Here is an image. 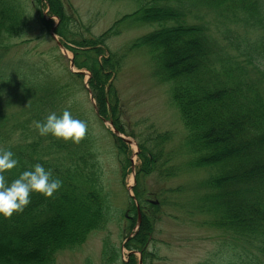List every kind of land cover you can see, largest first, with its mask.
Returning a JSON list of instances; mask_svg holds the SVG:
<instances>
[{
  "label": "trees",
  "instance_id": "obj_1",
  "mask_svg": "<svg viewBox=\"0 0 264 264\" xmlns=\"http://www.w3.org/2000/svg\"><path fill=\"white\" fill-rule=\"evenodd\" d=\"M31 1L42 26L40 38L54 26L44 16L48 8L49 17L60 19L55 33L77 46L63 43L74 53L75 66L89 70L92 77L89 89L83 85L76 91L81 76L59 69L60 75L54 74L43 54L28 58L31 51L24 45L33 41L28 38V7L21 0H0V147L19 160L7 179L41 164L63 182L53 197L33 193L22 213L0 218V264H56L60 254L75 251L90 235L114 223L120 225L122 218L129 222L123 231L126 240L138 223L136 202L141 226L124 247L140 253L143 264L162 260L150 249L156 224L163 216L178 221L180 215L200 228L222 233L221 255L225 259L223 252L227 254L228 264H264V0H145L149 5L124 17H132L136 26L159 24L130 48L149 49L152 75L170 84L187 135L179 146L169 148L175 142L174 132L149 125L139 133L135 200L127 196L125 207L116 206V212L101 183L92 119L110 120L122 133L138 137L125 128L113 84L126 54L107 55L105 48L121 33L124 19L101 36L79 41L69 33L71 17L64 0ZM164 1L174 6L152 4ZM191 7L205 12L195 13ZM211 10L214 24L206 22ZM12 39L20 42L12 45ZM58 50L47 54L51 64L61 60ZM88 92L96 100L98 116L83 98ZM65 110L88 124L79 144L38 135L34 121ZM113 139L125 185L132 150L122 139ZM187 174L191 181L165 186ZM121 251L106 235L102 263L139 264L135 253L125 261Z\"/></svg>",
  "mask_w": 264,
  "mask_h": 264
},
{
  "label": "rangeland",
  "instance_id": "obj_2",
  "mask_svg": "<svg viewBox=\"0 0 264 264\" xmlns=\"http://www.w3.org/2000/svg\"><path fill=\"white\" fill-rule=\"evenodd\" d=\"M21 1L25 2V7H28L27 11L30 14L28 21L30 33L28 34V38L34 40L29 45H24L27 47L26 51L30 52L31 50L32 54L36 55L47 53L51 49L57 50L56 42L53 39L50 40L47 36H44L42 39L40 38L43 36V33L41 24L37 19L38 13L31 7L32 1ZM64 3L67 13L78 21L76 22L75 20L71 24V27L69 26V31L73 29L78 35H84L85 37L101 36L110 30L117 21L123 20L125 16L131 15L144 6L149 5L145 0H64ZM152 4H171L169 7L174 6V2L165 1L154 2ZM212 21V16L206 18V22ZM86 28L90 29L88 33ZM159 28L158 23L136 26L132 17L126 18L121 23V33L111 37L107 41V49L111 52L127 50L136 39ZM10 42L14 45L20 41L12 39ZM61 53V60L56 64L50 63L49 65V69L53 70V73L57 75L59 74L57 72L58 69H61L63 72L66 67H70V57H72V53L69 51V58L63 56ZM11 56L12 54L9 57ZM31 57L30 53L28 58ZM43 59L46 60L47 56L43 55ZM124 62V67L114 84L119 93L122 105V119L125 127L128 132H135L138 136L129 135L132 137L131 140L134 138L137 143L136 145H132L133 150L137 151L139 148V133L145 131L149 125H154L156 129L162 132H174L175 139L177 140L176 143L179 144L187 131L179 112L173 105L170 85L156 81V78L152 77L153 62L149 49L145 46L134 49L128 54ZM83 98L87 100V96H83ZM140 121H144L145 123H139ZM92 135L97 147V149H94V152L97 158H99L104 172L103 184L109 195V205L116 212V206L125 207L127 195L129 198V193H127L128 187L133 185L134 173H132V170L128 171L125 185H123L124 182L121 176L117 174L120 172V166L116 163L114 168L111 160L114 157L113 141L108 137L107 128L104 125L102 126L95 117L92 119ZM172 147L173 145L169 148ZM134 163L135 165L139 164L135 156ZM114 173L115 175H113ZM154 180L155 178L152 177L149 183L152 184ZM189 181H191V175L187 174L180 177L179 180L178 178L171 179L165 186H175L180 182ZM171 213L175 214L172 211ZM119 223L120 226L114 223L109 226L108 230L98 231L90 235L87 242L75 251L60 254L56 264H103L101 255L103 239L106 235L109 234L117 246L122 247L123 245V235L125 233L122 234V232L129 225V222L127 219L122 218L119 220ZM223 239L221 232L200 228L188 222L183 215H180L178 221L172 217L163 216L156 224L150 249L157 252L162 259L155 261L154 264H197L204 261L210 264H228V261L225 262V259L229 258L227 254L223 252L225 259L221 255L223 251ZM121 253L122 258L127 261L128 251L122 249ZM236 264H240V261H237Z\"/></svg>",
  "mask_w": 264,
  "mask_h": 264
},
{
  "label": "clouds",
  "instance_id": "obj_3",
  "mask_svg": "<svg viewBox=\"0 0 264 264\" xmlns=\"http://www.w3.org/2000/svg\"><path fill=\"white\" fill-rule=\"evenodd\" d=\"M34 128L41 137L51 136L73 144H79L88 133L87 122L74 118L68 110L60 115L51 112L42 121H34ZM18 164L11 150L0 147V218L10 219L14 213H22L31 203L33 193L48 199L62 187L63 182L53 177V170L41 164L33 165L9 181L6 174Z\"/></svg>",
  "mask_w": 264,
  "mask_h": 264
},
{
  "label": "water",
  "instance_id": "obj_4",
  "mask_svg": "<svg viewBox=\"0 0 264 264\" xmlns=\"http://www.w3.org/2000/svg\"><path fill=\"white\" fill-rule=\"evenodd\" d=\"M116 135H119V132L118 131H115ZM138 226H140V217H139V223H138ZM141 264V263H140Z\"/></svg>",
  "mask_w": 264,
  "mask_h": 264
}]
</instances>
